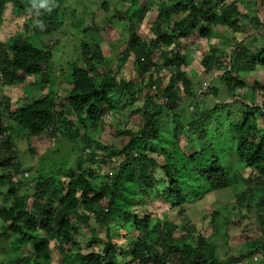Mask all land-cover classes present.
I'll list each match as a JSON object with an SVG mask.
<instances>
[{
    "label": "trees",
    "instance_id": "16d2710c",
    "mask_svg": "<svg viewBox=\"0 0 264 264\" xmlns=\"http://www.w3.org/2000/svg\"><path fill=\"white\" fill-rule=\"evenodd\" d=\"M239 1L159 0L152 11L153 0H100L107 13L114 2L127 7L119 15L114 6L111 17L85 28L100 31L117 21L128 31L114 66L94 41L81 43L70 61L55 68L50 65V48L58 39L37 45L26 33H15L0 41L2 84L26 86L33 78L44 91L54 86L56 73L71 84L62 98L52 90L13 111L9 98L3 97L0 194L8 204L0 208V242L13 236L8 264H256L264 260V83L250 82L247 76L264 68V0H242L245 12ZM41 2L0 0V25L10 5L16 18L29 15L25 26L35 38H49L64 24L62 0H48L46 8L33 7ZM132 8L137 17L129 15ZM151 12L153 37L142 38L140 25ZM221 28L243 38L220 37L221 47L197 51L202 74L216 72L228 95L218 100L219 88L210 83L204 96H212L215 103L207 107L181 69L187 67L182 54L190 40L210 39ZM130 58L133 70L125 76L123 68ZM165 71L171 76L164 86ZM141 98L142 104L136 106ZM182 101L192 111L185 109L189 116L184 121L178 112ZM129 112L138 115L136 131L125 127ZM171 112L172 122L166 126L163 122ZM108 116L113 122L105 125ZM169 125L175 146L182 136L186 139L184 152L178 146L179 154L171 155L162 148L161 133ZM105 126L116 144L105 146L97 140ZM43 137L51 138L53 147L39 155L34 141L44 142ZM88 149L102 150L104 155L92 152L91 165L85 169ZM31 157L36 163L23 166ZM108 166L111 170L104 175ZM19 173H28L26 181L17 178ZM238 178L247 192L235 200L237 214L255 215L257 238L242 236L244 240L231 251L226 234L234 223L217 218V211L209 215L210 236L191 222L168 218L169 212L179 215L197 198L230 189ZM255 189L262 193L256 202L251 199ZM158 200L169 205L167 218L148 212L147 201ZM216 238L222 239L221 246ZM255 255L259 259L251 260Z\"/></svg>",
    "mask_w": 264,
    "mask_h": 264
},
{
    "label": "rangeland",
    "instance_id": "374dc122",
    "mask_svg": "<svg viewBox=\"0 0 264 264\" xmlns=\"http://www.w3.org/2000/svg\"><path fill=\"white\" fill-rule=\"evenodd\" d=\"M159 0H153V3L151 5V10L154 11L157 7V3ZM101 3L100 0H62L61 8L63 10L64 14V24L63 26L57 30L52 36L49 38L47 37H36L32 33V29L28 28L27 23H29L30 19L29 15H23L20 18L15 17V11H12V7L10 5H7L3 19L0 25V41H5L6 38L9 36L15 34V33H26L27 36H30V40L32 42H35V44L39 45L41 43L48 44L50 39L57 40L58 44L54 48H50V51L52 52V58L50 60V65L55 68L60 65H65L67 61H70L74 50H78L81 43H90L92 41L97 42L100 44L101 50L103 52V55L107 57L109 60V63L111 66H114L117 57L119 56L120 51L123 49V45H125L123 42L127 40L128 38V31L123 30V27L116 23L117 21H112V25H107L102 30H91V31H85V28L87 25H91L92 23H102L106 17H109L113 14L114 10L116 9L117 13L119 15H122L127 10L126 6H123L121 3H117L115 5L112 4L110 6V11L104 12L101 9ZM115 6V9H114ZM239 9L243 12H245V4L242 3V0L238 2ZM135 8L129 9V15L133 17H137L138 13L134 12ZM150 10V11H151ZM111 17V16H110ZM155 19V15L153 12H151L147 17L145 18L142 25L137 23L141 26V29L139 30L140 36L143 38L145 37H153V35L150 33V26L151 23ZM30 25V24H29ZM223 30V31H220ZM219 31L222 33H219ZM249 33V31H247ZM238 37L242 39L243 37H239L238 33H233L230 30H224L223 28L219 29L216 32H214L210 39L207 40H201L200 38H194L190 43L185 47L183 51V61L186 62L187 67L181 68L183 69L187 74L188 77L192 79L194 82V90L198 91V94L200 93L201 102H205L207 104V107L213 106L215 101L212 99V96L206 97L204 94L208 91L207 87H209V84L211 83L212 86H216L219 88V95L218 100L224 101L228 99V95L225 91V87L223 83H220V81L217 80L216 72H212L211 74H202V66L200 64L199 59V53L197 51H205L208 49L209 46L213 47H221V44L218 43L219 38L225 39L226 37ZM126 42V41H125ZM194 44H193V43ZM221 42V41H220ZM36 45V46H37ZM223 49V48H222ZM226 49V48H225ZM132 58L128 60V62L125 64L123 68L124 75H130L132 73L133 67H132ZM62 73H56L52 75L54 82V86L46 87V89L43 91L39 85L34 84V79L29 78L28 83L26 86H17V87H11L8 85H4L1 83L0 80V110L3 108V97H8L10 104H11V110H15L17 107L20 108L24 106L25 104L31 102V100L40 97L42 95H46L48 92H54V94L62 98L64 95H66L69 90L71 89V84L68 80H66L63 76H61ZM161 75L163 76V85H167L171 74L167 71L162 72ZM124 76V77H125ZM249 78V81H257L264 83V68H259L255 71V73L247 75ZM63 77V78H62ZM248 81V82H249ZM207 85L205 89H203V86ZM199 89L201 92H199ZM202 89V90H201ZM43 91V92H42ZM183 96V95H182ZM184 99V98H183ZM142 98L139 102L136 103V106H138L141 103ZM185 101V100H184ZM184 101L181 102L179 111L181 113L182 120L188 118L189 115L185 114V109H187L189 112L191 111V105L185 104ZM229 101V100H228ZM212 103V105H211ZM188 106V107H187ZM105 125H110L111 122H113L112 117H104ZM103 119V120H104ZM173 114L168 113L166 114L164 125H168L172 122ZM191 120V117L189 118ZM222 120V119H221ZM138 123L139 118L138 115L129 112V119L127 121V124L125 127L128 129H133L136 131L138 129ZM172 127V125H169L168 128H166V133H161L162 135V148L165 149L168 153L171 155L174 153L179 154V151L176 150L178 146L180 147L181 152L185 151L187 146V141L184 138V136L181 137L180 143L177 144V146L174 145L175 141L172 139L171 135L169 134V129ZM109 126H105L104 131L99 135L97 138L98 141H100L105 146H110L111 144H116V139L112 137V132L109 129ZM168 132V133H167ZM213 139H215V135L212 136ZM44 142H40L39 144L34 141V144L36 145L35 151L41 155L46 149L52 146V139L43 137ZM117 139H119L117 137ZM210 136L208 137V140L205 141V143L208 141L210 142ZM28 140V137L26 136V141ZM23 142V146L25 147V144ZM42 141V140H41ZM124 141V140H123ZM54 144V143H53ZM53 147V146H52ZM88 149L85 157V169H89L91 165L92 158L91 153H96L98 155H104V152L101 151H91ZM158 152V150H157ZM24 155L25 152H24ZM43 155V154H42ZM89 155V156H88ZM158 162H161V158L156 157ZM21 160L24 161L21 157ZM31 163L32 165L36 163L35 158H29L26 159V161L23 163L27 164ZM98 164H94V168L97 169ZM111 170V166H108L105 168L103 174L105 175ZM96 175L98 176V172H96ZM236 175H241V173H237ZM18 178V176H17ZM26 185L25 187H27ZM29 187V186H28ZM0 192H2V188L0 189ZM20 191V194H23ZM247 192V188L243 185L242 180L239 178L234 181L230 189L219 191V192H212L208 195H205L203 198H197L194 202L188 204L185 206L184 210L182 212H179V215L177 213H168L169 205L166 204L162 200H158L154 203L147 201V209L148 212H151L155 217L161 218H173L176 221L178 220H185L188 222L193 223L196 225V227L199 229L202 228V233L204 235H211V228L209 222V215L213 211H217L219 213L218 217L226 218L229 221H232V223L227 227V234L229 236L228 243L231 246V251L233 250L234 246H237L238 242L245 239H254L259 236L257 224H256V218L255 215L251 213V215H247L246 217L240 216L238 213V206L235 202L237 196L239 194H243ZM251 199L256 202L260 199L262 193L255 189ZM149 203V204H148ZM8 203L4 202L3 196L0 194V208L6 206ZM179 216V218H178ZM207 236V237H208ZM243 236V237H242ZM13 240V236L10 234L3 238L0 242V264H8V256H9V245L11 241ZM218 240L220 246L222 243L221 238H216ZM219 246V247H220ZM82 249H86L84 246ZM222 251V249H219ZM256 256H253L251 260H255ZM259 259V256H257V260ZM256 260V261H257ZM247 264V263H246ZM251 264V263H250ZM256 264H264V260L260 259Z\"/></svg>",
    "mask_w": 264,
    "mask_h": 264
},
{
    "label": "clouds",
    "instance_id": "9594fccd",
    "mask_svg": "<svg viewBox=\"0 0 264 264\" xmlns=\"http://www.w3.org/2000/svg\"><path fill=\"white\" fill-rule=\"evenodd\" d=\"M54 6H55V5L52 4V7H54ZM33 7L46 8V7H48V0H42V2H41L39 5L34 4ZM48 10L50 11L51 8H49ZM38 26H39L41 29L44 27V25H43L42 23H39ZM207 88H208V87H207ZM199 92H200V91H199ZM199 95H200V93H199ZM17 176H18L19 179H22V177H23V179L26 181V178H27V176H28V173H19ZM23 183H24V184H27V183H25V182H23ZM27 185H29V184H27ZM25 186H26V185H25Z\"/></svg>",
    "mask_w": 264,
    "mask_h": 264
},
{
    "label": "built area",
    "instance_id": "2783aa9c",
    "mask_svg": "<svg viewBox=\"0 0 264 264\" xmlns=\"http://www.w3.org/2000/svg\"><path fill=\"white\" fill-rule=\"evenodd\" d=\"M206 87H207V85H204V86H203V89H205ZM201 90H202V89H201ZM199 91H200V90H199ZM200 92H201V91H200Z\"/></svg>",
    "mask_w": 264,
    "mask_h": 264
}]
</instances>
